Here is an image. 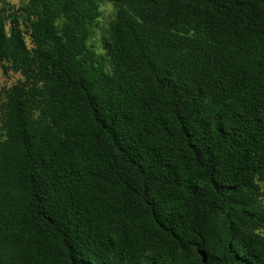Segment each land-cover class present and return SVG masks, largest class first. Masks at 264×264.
<instances>
[{"label": "trees", "instance_id": "16d2710c", "mask_svg": "<svg viewBox=\"0 0 264 264\" xmlns=\"http://www.w3.org/2000/svg\"><path fill=\"white\" fill-rule=\"evenodd\" d=\"M0 66V264H264V0H23Z\"/></svg>", "mask_w": 264, "mask_h": 264}, {"label": "rangeland", "instance_id": "374dc122", "mask_svg": "<svg viewBox=\"0 0 264 264\" xmlns=\"http://www.w3.org/2000/svg\"><path fill=\"white\" fill-rule=\"evenodd\" d=\"M22 2L23 0H0V8L3 7L7 11H14L22 4ZM100 11L101 15L97 19L94 34L90 39V43L93 44L98 51H103L102 39L110 20L114 17L115 9L111 2H100ZM22 78L23 76L20 72H16L12 69L6 70L0 66V102L5 97V89ZM260 186L264 192V180L260 181Z\"/></svg>", "mask_w": 264, "mask_h": 264}]
</instances>
